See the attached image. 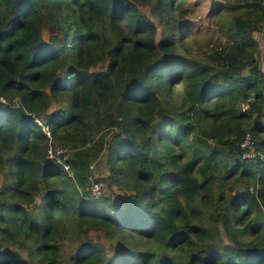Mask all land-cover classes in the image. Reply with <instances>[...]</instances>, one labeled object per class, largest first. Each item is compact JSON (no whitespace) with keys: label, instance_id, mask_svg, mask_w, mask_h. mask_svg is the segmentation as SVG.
I'll use <instances>...</instances> for the list:
<instances>
[{"label":"trees","instance_id":"16d2710c","mask_svg":"<svg viewBox=\"0 0 264 264\" xmlns=\"http://www.w3.org/2000/svg\"><path fill=\"white\" fill-rule=\"evenodd\" d=\"M259 34L264 0H0V264H264Z\"/></svg>","mask_w":264,"mask_h":264},{"label":"rangeland","instance_id":"374dc122","mask_svg":"<svg viewBox=\"0 0 264 264\" xmlns=\"http://www.w3.org/2000/svg\"><path fill=\"white\" fill-rule=\"evenodd\" d=\"M202 13V10H201V8H199V9H196L195 10V16H198V15H200ZM257 39H258V41L259 42H261V46H264V34H259L258 36H257ZM66 166V165H65ZM106 172H107V170H106ZM106 172L104 173V174H102V175H105L106 174ZM91 173L93 174V176L95 177V176H99V174L97 173V170H96V167L94 166V167H92V169H91ZM102 183H103V187H102V190H99L98 192H100L101 191V194H106V193H108V189H107V186H106V184L102 181ZM96 187H94V189H95ZM98 190V189H97ZM22 254L23 255H25V251H23L22 252Z\"/></svg>","mask_w":264,"mask_h":264},{"label":"built area","instance_id":"2783aa9c","mask_svg":"<svg viewBox=\"0 0 264 264\" xmlns=\"http://www.w3.org/2000/svg\"><path fill=\"white\" fill-rule=\"evenodd\" d=\"M46 134L49 135V132L46 131ZM251 145H252L251 137L249 136V134H247V135L244 137V139L242 140L241 144H240V146H241L242 148L245 149V152H244L243 156L246 157V158H253V157L255 156L254 153L251 152V150L247 149V148H249ZM57 152H58V151H57ZM64 166H65V165H64ZM65 168H67V165L65 166ZM97 189H98V188H97V186H96V188H95V192H96L97 194H99V192H98Z\"/></svg>","mask_w":264,"mask_h":264},{"label":"clouds","instance_id":"9594fccd","mask_svg":"<svg viewBox=\"0 0 264 264\" xmlns=\"http://www.w3.org/2000/svg\"><path fill=\"white\" fill-rule=\"evenodd\" d=\"M35 121L37 122V124H39V125H41V126L43 127V130H44L45 134H46V131L49 132L48 128L45 127V126H43L41 120L36 119ZM46 135H47V134H46ZM47 136H50V132H49V135H47ZM252 145H253V141H252ZM252 145H251L249 148H247V149L251 150V152L254 153L255 156H254L253 158L259 157L260 159H264V157H263L262 155H258V154L254 151V149L252 148ZM240 147H241V146H240ZM241 148H242V147H241ZM242 149H244V148H242ZM244 152H245V149H244V151H243V154H244ZM243 157H244V156H243ZM244 158H246V157H244ZM253 158H250V159H253ZM100 194H101V193H100Z\"/></svg>","mask_w":264,"mask_h":264}]
</instances>
